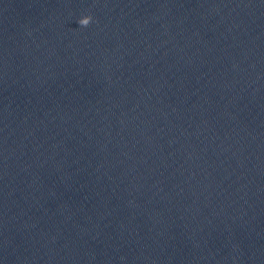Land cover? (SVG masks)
Wrapping results in <instances>:
<instances>
[{"label": "clouds", "instance_id": "9594fccd", "mask_svg": "<svg viewBox=\"0 0 264 264\" xmlns=\"http://www.w3.org/2000/svg\"><path fill=\"white\" fill-rule=\"evenodd\" d=\"M92 20L93 17L91 15H85L78 20V24L79 26L87 27L92 22Z\"/></svg>", "mask_w": 264, "mask_h": 264}]
</instances>
